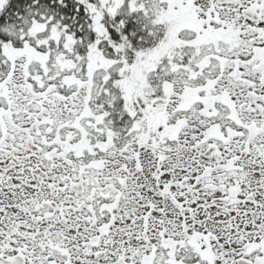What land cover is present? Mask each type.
Returning a JSON list of instances; mask_svg holds the SVG:
<instances>
[{"label": "snow or ice", "instance_id": "snow-or-ice-1", "mask_svg": "<svg viewBox=\"0 0 264 264\" xmlns=\"http://www.w3.org/2000/svg\"><path fill=\"white\" fill-rule=\"evenodd\" d=\"M0 264H264V0H0Z\"/></svg>", "mask_w": 264, "mask_h": 264}]
</instances>
